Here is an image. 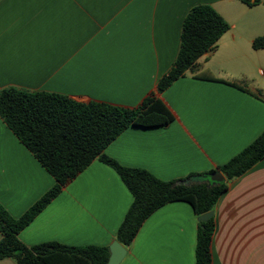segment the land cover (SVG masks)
Returning <instances> with one entry per match:
<instances>
[{"label": "crops", "instance_id": "crops-1", "mask_svg": "<svg viewBox=\"0 0 264 264\" xmlns=\"http://www.w3.org/2000/svg\"><path fill=\"white\" fill-rule=\"evenodd\" d=\"M259 1L0 0V92L54 93L127 108L154 94L173 121L129 127L104 154L163 181L214 170L264 130V49L252 48L264 35ZM197 5L210 6L229 29L193 70L158 92L176 59L183 20ZM54 183L0 117V205L19 218ZM131 202L115 171L96 159L18 239L26 246L109 247ZM213 212L211 264H264V158L227 182ZM197 223L186 202L161 206L120 264H195Z\"/></svg>", "mask_w": 264, "mask_h": 264}, {"label": "trees", "instance_id": "trees-1", "mask_svg": "<svg viewBox=\"0 0 264 264\" xmlns=\"http://www.w3.org/2000/svg\"><path fill=\"white\" fill-rule=\"evenodd\" d=\"M247 6L259 0H239ZM229 25L208 5L192 7L185 16L179 50L172 67L157 84L166 90L197 60L213 51ZM254 50L264 49V35L252 42ZM0 117L18 140L33 154L55 183L19 218H12L0 205V260L16 264H106L108 247L69 246L59 242L24 245L18 234L66 185L94 160L106 164L118 175L132 196L115 239L129 247L145 219L171 202L188 203L196 215L214 211L227 182L240 177L264 158V130L249 145L214 170L186 178L163 181L150 172L128 168L104 154L105 148L129 127H166L173 121L169 108L154 94H148L134 108L103 102H79L54 93H29L14 88L0 92ZM219 172L224 181L211 182ZM191 180V181H190ZM190 181V182H189ZM215 230L214 216L197 223L195 264H211L210 246Z\"/></svg>", "mask_w": 264, "mask_h": 264}, {"label": "water", "instance_id": "water-1", "mask_svg": "<svg viewBox=\"0 0 264 264\" xmlns=\"http://www.w3.org/2000/svg\"><path fill=\"white\" fill-rule=\"evenodd\" d=\"M209 180L211 182L220 183L224 181V177L219 172H214L210 174ZM214 215L213 211H210L208 213L202 214L197 217L198 222H204L207 221L209 218H211ZM109 251V257L106 264H120L121 261L126 256V249L123 247L120 243L117 241H114L110 244L108 247Z\"/></svg>", "mask_w": 264, "mask_h": 264}]
</instances>
